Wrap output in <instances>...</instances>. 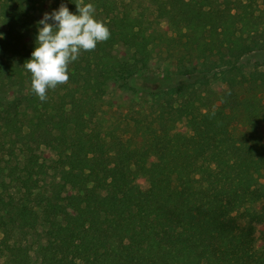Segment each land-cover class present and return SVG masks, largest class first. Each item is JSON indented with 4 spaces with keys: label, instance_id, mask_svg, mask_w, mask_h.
I'll list each match as a JSON object with an SVG mask.
<instances>
[{
    "label": "trees",
    "instance_id": "1",
    "mask_svg": "<svg viewBox=\"0 0 264 264\" xmlns=\"http://www.w3.org/2000/svg\"><path fill=\"white\" fill-rule=\"evenodd\" d=\"M76 2L0 0V264H264V69L241 66L264 52V0H83L110 39L41 102L23 67L37 22ZM161 46L187 79L140 148L99 114ZM39 225L35 262L15 235Z\"/></svg>",
    "mask_w": 264,
    "mask_h": 264
},
{
    "label": "rangeland",
    "instance_id": "2",
    "mask_svg": "<svg viewBox=\"0 0 264 264\" xmlns=\"http://www.w3.org/2000/svg\"><path fill=\"white\" fill-rule=\"evenodd\" d=\"M180 52L163 46L157 47L152 53L151 68L139 72L131 79L126 80L125 86L113 92L114 105L106 107L99 114V121L105 130H117L124 138L131 140L135 145L142 148L145 140L142 137L141 125L151 120V105L155 100H163V95L169 89L175 88L186 80L179 69L178 60ZM188 63V62H186ZM244 70L250 72L255 67L264 69V52L246 55L241 60ZM184 83V82H183ZM66 85H58L54 90L50 89L47 96L50 97L57 92H63ZM27 110V109H26ZM29 112V109H28ZM234 132L240 133L245 130L242 124L234 126ZM60 182V174L51 172L45 179V186L49 193ZM262 204L258 205L261 208ZM15 240L27 244L32 248V257L37 262L35 248L38 243H45V228L39 225L37 231L31 233L17 232Z\"/></svg>",
    "mask_w": 264,
    "mask_h": 264
},
{
    "label": "clouds",
    "instance_id": "3",
    "mask_svg": "<svg viewBox=\"0 0 264 264\" xmlns=\"http://www.w3.org/2000/svg\"><path fill=\"white\" fill-rule=\"evenodd\" d=\"M77 13L65 3L39 20L36 47L23 67L31 73L33 93L41 102L48 99L47 92L69 81L70 65L82 52L93 51L97 44L110 39L106 21L96 18L92 3H75ZM2 36V34H0Z\"/></svg>",
    "mask_w": 264,
    "mask_h": 264
}]
</instances>
